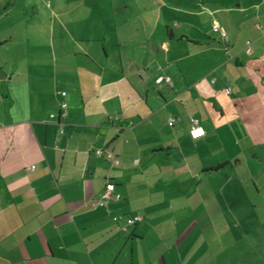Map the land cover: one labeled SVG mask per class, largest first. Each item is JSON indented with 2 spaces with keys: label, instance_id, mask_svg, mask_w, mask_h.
Returning a JSON list of instances; mask_svg holds the SVG:
<instances>
[{
  "label": "crops",
  "instance_id": "obj_1",
  "mask_svg": "<svg viewBox=\"0 0 264 264\" xmlns=\"http://www.w3.org/2000/svg\"><path fill=\"white\" fill-rule=\"evenodd\" d=\"M176 2L160 34L145 18L96 47L85 35L70 49H3L0 264H213L173 227L190 209L178 186L214 169L204 157L224 133L264 135V0ZM108 183L121 198L95 205ZM135 214L127 229L114 221Z\"/></svg>",
  "mask_w": 264,
  "mask_h": 264
},
{
  "label": "rangeland",
  "instance_id": "obj_2",
  "mask_svg": "<svg viewBox=\"0 0 264 264\" xmlns=\"http://www.w3.org/2000/svg\"><path fill=\"white\" fill-rule=\"evenodd\" d=\"M179 6L176 0H0V41L5 42L0 54H5L4 49L7 57L12 56L14 47L19 51L21 46L24 51L47 50L54 44L70 49L76 38L85 35L90 42L97 40L90 43L96 47L100 37L116 38L131 30L127 20L142 27L146 18L152 21L149 30L160 34L166 30L164 18L172 23L179 20ZM212 33L220 39L214 30ZM138 55L142 60L143 54ZM160 87L170 89L167 83ZM165 127L174 129L168 122ZM255 136L224 133L215 142L214 154L205 151L208 165L204 167L214 169L201 172L196 181L181 180L178 186L190 209L177 208L178 224L173 227L184 235L189 249L207 254L213 264H264V135ZM177 167L185 165L178 163Z\"/></svg>",
  "mask_w": 264,
  "mask_h": 264
},
{
  "label": "built area",
  "instance_id": "obj_3",
  "mask_svg": "<svg viewBox=\"0 0 264 264\" xmlns=\"http://www.w3.org/2000/svg\"><path fill=\"white\" fill-rule=\"evenodd\" d=\"M214 30L216 33H218L221 36V39L223 40V42H227L228 41V37H227V33L225 32V30L218 24L215 23L214 24ZM248 46L250 45V42L247 43ZM247 51L249 53L252 52V48L248 47ZM169 82L170 79L169 78H165V77H159L157 79L158 83H162V82ZM226 92L228 94H230L231 90L230 88L226 89ZM62 96L66 97L67 96V92L63 91L61 92ZM67 107L68 104L66 101H63L61 103V110L64 112V114H67ZM179 120L177 118L171 117L169 119V124L170 125H174L175 123H177ZM190 124H191V130H190V134L192 136L193 139H199L201 137H203L206 134L205 129L203 128V126H201L200 120L194 117L190 118ZM101 151H98V154H101ZM111 198H115L117 200H119L121 198V196L119 194H115V184L113 183H108L103 191V194L101 196V198L95 203V205H99V206H104L106 204V202L111 199ZM142 218L139 214H135V215H129V216H116L114 217V221L116 223L122 222L123 223V229H127L129 227H133L135 225H137L139 222H141Z\"/></svg>",
  "mask_w": 264,
  "mask_h": 264
},
{
  "label": "trees",
  "instance_id": "obj_4",
  "mask_svg": "<svg viewBox=\"0 0 264 264\" xmlns=\"http://www.w3.org/2000/svg\"><path fill=\"white\" fill-rule=\"evenodd\" d=\"M0 45H1V43H0Z\"/></svg>",
  "mask_w": 264,
  "mask_h": 264
}]
</instances>
